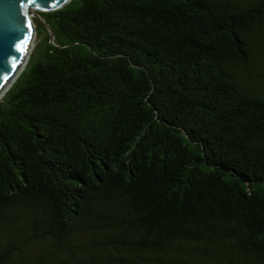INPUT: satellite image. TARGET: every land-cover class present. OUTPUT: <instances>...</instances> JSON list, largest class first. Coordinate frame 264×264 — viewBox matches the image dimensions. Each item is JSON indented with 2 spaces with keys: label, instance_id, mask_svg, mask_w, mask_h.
<instances>
[{
  "label": "trees",
  "instance_id": "1",
  "mask_svg": "<svg viewBox=\"0 0 264 264\" xmlns=\"http://www.w3.org/2000/svg\"><path fill=\"white\" fill-rule=\"evenodd\" d=\"M40 17L0 101V264H264V0Z\"/></svg>",
  "mask_w": 264,
  "mask_h": 264
},
{
  "label": "water",
  "instance_id": "2",
  "mask_svg": "<svg viewBox=\"0 0 264 264\" xmlns=\"http://www.w3.org/2000/svg\"><path fill=\"white\" fill-rule=\"evenodd\" d=\"M71 1L0 0V95L24 68L37 33L33 16L60 10ZM50 32L54 39L52 29Z\"/></svg>",
  "mask_w": 264,
  "mask_h": 264
},
{
  "label": "bare ground",
  "instance_id": "3",
  "mask_svg": "<svg viewBox=\"0 0 264 264\" xmlns=\"http://www.w3.org/2000/svg\"><path fill=\"white\" fill-rule=\"evenodd\" d=\"M32 13V11H30V14ZM34 39H35V36L33 35V39H32V43L30 48H29V52H28V55H27V58H26V62H25V65H24V68L15 76V78L10 82V84L7 86V88L3 91V93L0 95V101L3 99V97L7 94V92L10 90V88L13 86V84L16 82V80L19 78V76L22 74V72L25 70L27 64H28V61H29V58H30V55L32 53V50H33V45H34Z\"/></svg>",
  "mask_w": 264,
  "mask_h": 264
},
{
  "label": "rangeland",
  "instance_id": "4",
  "mask_svg": "<svg viewBox=\"0 0 264 264\" xmlns=\"http://www.w3.org/2000/svg\"><path fill=\"white\" fill-rule=\"evenodd\" d=\"M33 19L38 20V22H39L38 24H39V27H40V28H41L42 25L45 23L44 18H42V17H40V16H38V17H34V16H33ZM40 24H41V25H40ZM35 29H36V25H35ZM36 32H37V31H36ZM37 41H38V35H37V33H36V35H35V39H34L33 49H34V47H35ZM32 51H33V50H32Z\"/></svg>",
  "mask_w": 264,
  "mask_h": 264
}]
</instances>
